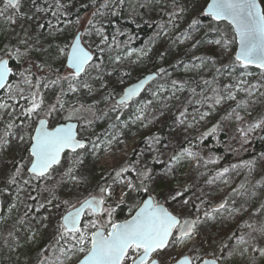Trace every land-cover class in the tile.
<instances>
[{
	"label": "snow or ice",
	"instance_id": "obj_1",
	"mask_svg": "<svg viewBox=\"0 0 264 264\" xmlns=\"http://www.w3.org/2000/svg\"><path fill=\"white\" fill-rule=\"evenodd\" d=\"M32 3L35 6L36 0H32ZM54 7L55 11L51 7L37 6L35 12L50 13L59 20L58 13L64 5L60 0H56ZM103 7L107 8L108 4L105 3ZM173 8L174 17L184 11L182 8L179 12L175 11V3ZM10 9L12 14L6 16ZM99 12L100 9L97 8V13ZM202 14L216 22L227 21L234 30L232 41L216 40L213 43L227 51L232 42L238 41L239 51L235 53V63L245 69L255 65L264 71V7H261L258 0H211ZM0 17H4L13 25L17 23L14 17L29 22L34 19V15L26 16L21 11V0H3ZM87 23L88 26L82 31L78 29L71 39L55 44L56 56L63 58L62 67L67 72L66 75H61L59 69L49 65L29 61L31 66L19 73L22 85L10 83V77L16 73L9 66V60L27 58L33 44L38 42L37 38L29 35L28 28L23 29V36L18 41L23 51L21 47L0 50V90L6 93L4 97H0V158L10 152H19L18 158L14 157L10 161L11 168L4 176V191L15 185L19 191L26 192L29 201L34 202L26 205L24 216L12 225L8 236L18 243L14 234L20 231L17 224L25 228V239H34L40 229L51 228L50 243L43 249L44 254L38 264H68L69 261H74V264H193V260L187 255L175 258L171 257L170 253L175 250V246L192 239L200 224L209 220L215 221L223 212L234 217L248 209L229 208L228 200L218 205H210L211 211L202 208L205 203L203 193L201 191V194L197 195L194 184L181 186L170 183L161 202L158 194H154V189L149 187L155 183L157 177L148 164L141 162L139 158L131 162L136 166H130L127 162L112 166L107 171V177L103 178V183L97 182L94 186L91 184L84 171L86 159H101L103 153L111 154L113 143L120 142L119 133H115V121H119L120 117L117 115L115 121L109 124L102 134L95 131V126L108 117L109 112L119 113L122 108H126L131 99L143 90L144 82L123 89L122 94L114 89L103 92L99 100L92 104L80 102L81 93L94 96L97 92L107 89L105 77L112 75L103 64L104 54L111 48L109 37L93 20L90 19ZM199 24V19L192 20L190 30L195 31ZM36 26L41 29L50 28L48 36L53 40L56 39V33L62 31L51 21H48L47 25L37 23ZM160 28L161 34L166 35L164 26L161 25ZM191 31L182 33L174 42L190 39ZM128 55H131V52ZM199 59L203 65L204 59ZM120 62V56L112 58L113 64L118 65ZM212 63L215 64V61ZM32 67L42 73L50 72L55 79H49L47 75L35 77ZM129 75L128 71L121 72V80ZM148 79L154 77L150 76ZM64 84L67 85L66 88ZM171 84V95L164 98L165 101L174 97L179 99L176 94L184 90L183 83L173 80ZM204 84L210 85V82L205 80ZM53 86H59L58 94L49 100L42 89L47 90ZM261 86L264 85H252L246 90H238L247 91L251 96L254 90ZM226 88H232V85H227ZM167 91L169 89L161 87L154 95L159 98L161 92ZM213 91L219 93L221 90ZM192 92L194 93L195 89H192ZM225 99L235 100L236 96L233 92H228L227 96L217 94L214 98L206 97L203 102L196 103L203 105L212 100L213 103L208 105L209 111L197 109L190 113L189 109L184 107L183 110L178 109L179 114L174 117L173 122L182 126L185 131L194 129L210 115L213 105H219ZM110 101L112 103H109ZM101 102L106 107L99 109L97 114V105ZM188 103L191 104L192 101L189 100ZM168 106L166 102L163 105L164 108ZM236 118L243 119L238 115ZM64 119L76 123H58ZM135 120L141 122V126H147L144 123L147 120L144 107L138 110ZM218 127L215 126L208 135H213ZM257 129L264 131V119L251 124L247 129L241 128L240 131L246 138L250 132ZM205 138L204 134H201L200 141L203 142ZM144 143L148 151L155 154L152 157L153 163H163L165 166L160 179L177 180L176 167L185 159L197 161L196 168L217 163L216 159L204 160L191 146L176 149L172 147L170 140L165 144L159 135L148 136ZM191 143L189 140L188 144ZM170 148L172 151L168 159L162 160ZM139 155L143 156L144 153L139 152ZM252 164L253 162L249 161L243 166L251 171ZM237 167L232 165L231 169ZM229 172L230 168L225 167L207 183L212 184L217 179L225 178ZM49 181L52 183L49 184ZM223 182L228 181L224 179ZM42 183L45 185L43 188L40 187ZM63 185H71L68 196L58 192ZM23 186L32 188L36 195ZM257 186L264 188V184L253 187ZM81 189L86 195L80 192ZM42 192L47 195L41 196ZM141 192L149 195L137 204L135 214L123 222L115 221L113 217L117 208L134 201ZM237 194H240L239 190H233L232 195ZM255 195V191L251 192V196ZM253 215H264V205L254 214L249 213L250 221ZM243 228L246 230L245 234L233 233L231 238L236 239L239 245L247 246L241 251L251 248L253 252L264 256V247L256 246L257 243H264V222H246ZM227 247V244H223V248ZM49 252L53 253L54 258H49ZM200 264H221V257L214 253L209 259L200 258Z\"/></svg>",
	"mask_w": 264,
	"mask_h": 264
},
{
	"label": "rangeland",
	"instance_id": "obj_2",
	"mask_svg": "<svg viewBox=\"0 0 264 264\" xmlns=\"http://www.w3.org/2000/svg\"><path fill=\"white\" fill-rule=\"evenodd\" d=\"M110 0H60L64 5L58 13L59 20L56 16L50 13L41 14L35 12V7L48 8L51 7L55 11L56 0H36L34 6L32 0H21V11L26 16H33L34 19L29 22L20 17H14L17 20L16 24H10L4 17H0V50L21 47L18 43L19 39L23 36V29L28 28L29 35L38 39L34 43L32 50L29 51L27 58H13L16 64L13 80L10 82L13 85L21 84L22 81L19 76L26 68L30 67L29 61L35 64H46L51 68L59 69L61 75H66L64 67H62L63 58H58L55 52V44L62 42L66 39H71L72 35L79 29L83 30L88 26V21H94L97 27H104L107 21V15L113 5ZM123 10L126 14L133 13L135 20L140 23H145L153 17H157L161 22L154 27L150 44L145 49H139L132 46H125L118 49L120 54H112V47L104 54L103 64L111 76L105 77V83L108 84L107 89L97 92L94 96H89L86 93L80 94V102L85 104H92L94 101L99 100L103 92L114 89L116 92L122 94V90L134 82L135 76L138 74L146 75L151 73L155 68H159L162 63L165 66L172 68L162 74L159 79L148 88L142 97L126 108H122L119 113L109 112L108 117L98 122L95 126V131L102 134L109 124L115 121L119 115V121H115L117 127L115 133H119L120 142H114L111 148V154L103 153V158L97 159L88 157L85 162V175L89 176L91 184L94 186L100 180L107 177V171L114 165L121 163H129L130 166H136L134 162L137 158L141 162H145L152 169L157 177L155 183L149 185L154 189V194H158V199L163 202V197L167 194L169 184H194L197 195L203 193L205 203L202 208H208L211 211L210 205H218L220 202L229 200L233 194V190H240L241 185H246V188L234 196V200L229 204V208L243 207L248 209L234 217H230L227 212H223L217 217L215 221L209 220L198 226L197 234L190 240H185L183 243L175 246V250L170 253L171 257L179 258L182 255H187L193 260V264H200V258L209 259L213 254L221 257V264H264V256L253 252L251 248L247 251H241L243 247L239 245L236 239H232V234L237 235L245 234L246 230L243 225L246 222L261 223L264 222V215L252 216L249 220V213H255L264 205V188L253 187L254 185L264 184V158L252 164V170L249 171L248 167H244L245 163L238 166V157L242 156L247 151H253L257 138L261 130L257 129L248 134L245 138L240 131L241 128L247 129L251 124L257 121V111L254 104L255 93L249 96L247 91H240L238 89H245L249 80L256 81L258 84L264 85L263 74H252L247 71H242L240 76H234L237 67L230 61L235 56L236 50L229 47L225 51L220 45L213 43L216 40H228L230 36L228 33L219 34L216 27L204 28L201 32L190 30V21L196 19L206 9V3L210 0H123ZM262 1V0H261ZM260 1V2H261ZM107 3L108 7L103 5ZM175 3V11L179 12L182 8L184 11L178 16H172L174 11L173 4ZM264 7V2L261 3ZM88 6L89 9L82 16L76 17L74 14L80 7ZM95 6L101 7V13L95 14L92 10ZM0 7H3V0H0ZM12 14L11 10L5 14ZM48 21L62 29L61 32L56 33V39L53 40L48 36L50 28H38L36 25H47ZM71 21V23H68ZM79 21V23H77ZM164 26L166 35L161 34L160 26ZM104 29V28H103ZM191 31V38L183 42L175 41L176 37L181 36L182 33ZM212 33L215 36H205ZM223 33V32H222ZM104 34L107 35L105 29ZM220 35V36H218ZM1 39H6L1 42ZM237 48V47H236ZM23 51V47H21ZM116 51V52H117ZM131 52V55L128 53ZM147 55H144V53ZM120 56V64H113L112 58ZM7 58V57H4ZM203 58L205 63L200 64V59ZM215 61V64L212 61ZM230 64L229 71L224 73V68ZM219 70V71H218ZM128 71L129 76L123 77L121 80V72ZM32 72L35 77L47 75L49 79H55V76L50 72L42 73L37 68L32 67ZM264 73V72H263ZM95 75V73H93ZM34 77V79H35ZM137 77V76H136ZM175 80L184 84V90L178 92L175 97L170 101H165L164 98L171 95V82ZM210 82V85H205L204 81ZM227 85H232V88H226ZM98 85H94L96 87ZM58 87L53 86L50 89L42 91L47 99L51 100L52 97L58 94ZM66 88L67 85L64 84ZM167 88L169 91L161 92L160 97L154 95L159 88ZM195 89V92H192ZM213 89L221 90L219 93ZM228 92H233L236 96L235 100L225 99L219 105H213L210 115L201 121L194 129L185 131L182 126L173 122L174 117L177 116L178 109L183 110L184 107L189 109V112L209 111L208 105L212 104V100H208L206 104L196 103L197 101L203 102L206 97H215L220 94L227 96ZM6 93L4 92V96ZM118 98V96H117ZM66 99H74V97H66ZM149 100L152 103H147ZM192 103L189 104L188 101ZM169 106L164 108V103ZM23 103V102H22ZM109 103H112L111 101ZM103 102L97 105V114L99 109L105 108ZM144 107V113L147 120L144 123L146 127L141 126V122L136 121L135 117L138 110ZM235 109V113H233ZM163 112V115H161ZM256 114V115H255ZM243 119H237L236 116ZM224 117V125L220 126L213 136V147L224 146L226 151L235 153L234 159L226 160L220 164L221 158L217 157L213 152L206 149H200V136L204 134L210 127L217 123L218 119ZM256 117V121L254 120ZM190 119V118H189ZM148 121H151L150 123ZM61 120L58 121L60 123ZM127 125V127H125ZM114 133V134H115ZM224 133L227 144L223 145L220 134ZM150 135H159L162 137L163 143L171 141L172 147L179 149L181 147H192L194 152H198L200 157L204 160L216 159L217 163L208 164L196 168L197 161L185 159L180 165L176 167L178 175L177 180L169 181L167 179H160L161 174L165 170L163 163H153L152 157L155 155L149 152L147 145L144 143L145 139ZM191 140V145L188 141ZM264 142V140L262 141ZM170 148L165 152L161 158L166 161L168 155L171 154ZM139 152L144 155L140 156ZM19 152H10L0 158V197L2 200V212L0 215V264H38L39 259L42 257L43 249L47 248L52 235L51 228L40 229V233L34 238L25 239V228L17 224L20 228L19 232L14 234L18 238V243L13 242L8 236L9 230H12V225L24 216L26 205L34 203L27 199V194L24 191H19L15 185L9 186L4 191V176L11 168L10 161L15 157L18 158ZM226 157V156H224ZM234 162L230 165V161ZM232 165H237L236 169H231ZM230 168V172L225 178L217 179L212 184L207 183L212 179L216 173L223 168ZM227 179V183H224ZM49 184L52 182L49 181ZM45 185H40L43 188ZM27 188V191L36 195L32 188ZM247 190V191H245ZM19 191V195L18 194ZM71 191V185H63L58 189V192L64 196H68ZM255 191L256 195L251 196V192ZM80 192L84 195V190ZM47 193L42 192L41 196H46ZM148 196V193H145ZM144 199L139 193L134 201H129L126 205H121L117 208L113 219L117 222H123L131 218L135 213L136 206ZM199 203V201H197ZM124 207L122 214L118 213L120 208ZM239 229V232H238ZM223 244H227V248H223ZM257 247H264V243H257ZM220 249V251H217ZM58 255V253H56ZM49 258H54L53 253H48ZM68 264H74V261H69Z\"/></svg>",
	"mask_w": 264,
	"mask_h": 264
},
{
	"label": "trees",
	"instance_id": "obj_3",
	"mask_svg": "<svg viewBox=\"0 0 264 264\" xmlns=\"http://www.w3.org/2000/svg\"><path fill=\"white\" fill-rule=\"evenodd\" d=\"M108 2H111V5H113V6L110 9L109 14L107 15V21L104 24L103 28L105 29L107 36L109 37V42H110L111 47L113 49L112 54L113 55H115L116 53L120 54V51H117V50L118 49L120 50V48L125 47V46L126 47L132 46V47L139 48V49L147 48L148 45L150 44L154 27L161 22L159 19H156L158 13L156 14V17L149 19L145 23H140L138 20H135L134 18H132L133 13L126 14L124 12L123 3L125 1H123V3H121L120 0H110ZM261 3H262V1H261ZM207 4L208 3H206L204 6H206ZM97 8L100 9L99 13H101L102 6L101 7L95 6L90 11H94L95 14H98ZM88 9H89L88 6L80 7L76 11L74 16L80 17L85 12H87ZM196 19L200 20V24L197 26L195 32H201L204 28H207V27L208 28L216 27L218 29L217 32L219 34L228 33V35L230 36V41H232V37L234 36V33H233L232 28L229 25H227L226 23H217V22L213 21L211 18L205 17L203 14H200V16L197 17ZM191 22L192 21H190L189 26L191 25ZM205 36H215V35H213L212 33H208ZM218 36H220V35H218ZM5 40L1 39V42L5 41ZM230 46L233 47L234 50H236L237 43L232 42L230 44ZM230 61L232 62V64H234V66L237 67L236 71L233 74V77L234 76H240V73L242 71H247V72H250L252 74H263L264 75V73L262 71H259L256 68H247V69L243 68L241 65L235 63L234 57H232V59ZM11 66L13 67L14 72H15L16 64L14 63V61H11ZM229 67H230V64L228 65V67L224 68V73H227L229 71ZM171 68H172L171 66H165L164 63H162L160 66V69L155 68L152 72L157 73L160 77L162 74H164L165 72H167ZM136 76H135L134 82L137 81L138 79H140L141 77H143L144 75L138 74ZM13 78H14V76L11 77L10 82L13 80ZM252 85H263V84H258L256 81L249 80L247 82V85L245 88L248 89ZM255 92H257V93H255ZM253 93L256 94L255 98H254V104H255L257 114H258L257 115V121H260V120L264 119V95H262V93H264V86H261L258 90H254ZM0 97H4V92L0 95ZM254 120L256 121V117ZM217 121L220 124V126H222V125H224L225 119H224V117H221ZM64 122H67V120L66 119L61 120L60 123H64ZM220 139H221L223 145L227 144V140H226L224 133L220 134ZM212 140H213V136L206 137L203 140V142H200L199 148L211 151L217 157H220L222 159L220 164L226 160H230V159L235 160V157H234L235 153L232 154L231 152L226 151L224 146L213 147L212 146V144H213ZM263 140H264V131H261L258 138H257V142L255 144L253 151H247L242 156L236 158V159H238V166L239 167H242V166H240L241 163H246L249 161L255 163L258 160L261 161V159L264 158V142H262ZM224 156H226V157H224ZM234 160L232 162L230 161V163L228 165L232 164L234 162ZM242 169H244V167H242ZM99 183H103V181L100 180ZM243 186H244V188H241L239 190V192L243 191L246 188V185H243ZM139 194L143 198L146 197L144 192H141ZM233 200H234V196L231 195L230 199L228 200L229 204ZM123 210H124V207L120 208L118 210V213L122 214Z\"/></svg>",
	"mask_w": 264,
	"mask_h": 264
},
{
	"label": "water",
	"instance_id": "obj_4",
	"mask_svg": "<svg viewBox=\"0 0 264 264\" xmlns=\"http://www.w3.org/2000/svg\"><path fill=\"white\" fill-rule=\"evenodd\" d=\"M211 2V0L209 1V3ZM258 3H261L260 0H258ZM261 7H262V4H261ZM210 18V17H209ZM216 22V21H215ZM217 23H226L227 25H229L231 28L232 26L227 22V21H222V22H217ZM233 30V28H232ZM233 33H234V30H233ZM237 43V48H236V52L239 51V44H238V41L236 42ZM5 59H8V58H5ZM9 66L12 68L13 72H14V69L13 67L11 66V61L9 60ZM248 68H256L258 69L259 71H262L260 68L256 67L255 65H250ZM264 72V71H262ZM154 77V79H151L149 80L148 77ZM12 77V76H11ZM11 77H10V80H11ZM159 78V75L157 73H154V72H151V73H148L146 75H144L143 77H141L140 79H138L137 81L133 82L132 84L128 85L126 88H129V87H134L135 85L141 83L142 81L144 82V88L143 90L135 97H133L131 99V101L129 102V104H132L133 102H135L136 100L140 99L142 97V95L148 90L149 87H151ZM125 88V89H126ZM4 91L3 90H0V95L3 93ZM119 98V97H118ZM117 98V99H118ZM76 123V121H67V122H64V123ZM219 126V123H215L212 127H210V129H208L205 133H204V136L205 137H209V136H212V135H208V133L215 127V126ZM219 128V127H218ZM217 128V129H218ZM217 131V130H216ZM215 131V132H216ZM148 196H146L144 199H147ZM1 212H2V200H1V197H0V215H1ZM135 214V213H134ZM133 214V215H134ZM130 219V218H129Z\"/></svg>",
	"mask_w": 264,
	"mask_h": 264
}]
</instances>
